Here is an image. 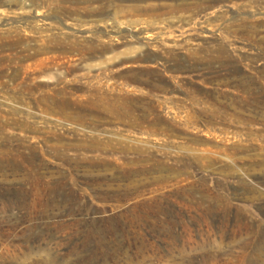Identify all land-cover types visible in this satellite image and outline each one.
<instances>
[{
    "label": "rangeland",
    "instance_id": "1",
    "mask_svg": "<svg viewBox=\"0 0 264 264\" xmlns=\"http://www.w3.org/2000/svg\"><path fill=\"white\" fill-rule=\"evenodd\" d=\"M57 76L62 115L33 103ZM6 149L0 264H264V0H0Z\"/></svg>",
    "mask_w": 264,
    "mask_h": 264
},
{
    "label": "bare ground",
    "instance_id": "2",
    "mask_svg": "<svg viewBox=\"0 0 264 264\" xmlns=\"http://www.w3.org/2000/svg\"><path fill=\"white\" fill-rule=\"evenodd\" d=\"M241 22L243 23V21H241ZM237 26H239V25H237ZM222 49H220L219 52H223ZM47 50L48 49H46L44 47L43 51L40 54H39V52L38 53L36 52L32 57H37V56H40L41 54H45L47 52ZM98 50H99V52H102V51H104V48H101V49L89 48V49H87V55H93V53L98 52ZM84 55H86V54H84ZM28 57L29 58L19 59V61L22 62V63H26L29 59L32 58L31 56H28ZM219 58H221V56L214 57V58L210 59L209 61L212 62V61H214V59H219ZM56 59H57V57L56 58H53V57L41 58V59L35 60L31 64L24 65L23 66V70H24L23 75L24 76L20 79L21 83L19 85L22 86V88H23L26 83H28L29 81H31V82L33 81V78L31 79L30 75H36V74L48 69L51 65H53V66L57 65L59 67L61 65V66L65 67L66 71L71 69L74 66L73 63H59V62L56 61ZM7 63L9 65L12 62H7ZM103 75H104L103 76L104 78L109 76V75H105V74H103ZM64 80L65 79H63L62 77L57 76V78L55 79V82L52 83L50 86L48 85L49 87H51L50 89H48L47 91L43 92L37 98L36 97L34 98L33 103L35 104V106L39 110H41V111H43V112H45L47 114H51V113H56V114H60V115L64 114L63 112L66 110V107L68 106V104L65 102V100L63 98L64 94H65V89H64L65 81ZM97 80H98V78H95L96 82H97ZM27 86H26L25 89L28 90V92L30 93V91H29ZM26 90H24V91H26ZM88 92H89V95L87 96V99L85 101H86V104L88 105V107L90 109H92V110L94 109L96 111V113H98V115L99 114H103V115L109 116L110 119H115L117 121H121V122L123 121L124 122V119L126 118L128 113L126 112V110L124 108V105L126 104V102H125L126 100L123 99V98H124L125 95H129V93H130L129 91L124 90L122 88L116 89V88H113L112 86H107V85L106 86H102V85L99 84V82H97L95 84L93 83L89 87ZM117 93H119V94H117ZM22 98H14V100L17 101V103L22 105V106L28 105L30 107V105L25 103L22 100ZM10 109H11L10 110L11 112H14V113L17 112V110H15V109H12V108H10ZM74 116H75V114H74ZM19 124H20L19 127L22 130L30 129V127H28V126H25V125H23L21 123H19ZM3 128L4 127H2V129ZM31 132L35 133L34 130H32V129H31ZM53 133H51L49 131L46 134H48V135L51 134L53 137H56ZM56 139L59 140L60 138H56ZM95 145H96V143H95ZM24 149L29 150V149H33V148L30 146V147H25ZM55 151L58 154L60 152V150H57V149ZM13 155H14L13 151H11V150H7L6 149V150H1L0 151V157L3 158V161H4V158L5 159H10L11 158L10 156H13Z\"/></svg>",
    "mask_w": 264,
    "mask_h": 264
}]
</instances>
